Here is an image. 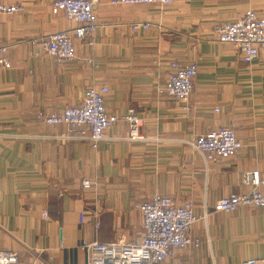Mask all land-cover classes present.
I'll use <instances>...</instances> for the list:
<instances>
[{"label": "crops", "instance_id": "0c3cea01", "mask_svg": "<svg viewBox=\"0 0 264 264\" xmlns=\"http://www.w3.org/2000/svg\"><path fill=\"white\" fill-rule=\"evenodd\" d=\"M110 1L95 4L93 45L74 40L75 59L56 64L31 40L75 25L52 13L53 0H0L23 7L0 15L11 63L0 69V252L16 253L20 264H87L83 241L138 243L142 216L134 206L161 195L193 205L191 235L201 240L163 264L264 260V208L212 211L222 197L249 191L246 173L264 178V48L246 66L235 47L215 40L213 27L247 10L264 16V0ZM136 22L150 28L133 33ZM170 61L198 65L187 109L157 91L172 73ZM102 86L107 112L133 111L143 141H131L120 120L92 149L66 139L64 125L36 119L78 106L86 89ZM234 123L239 155L205 163L191 145L195 137ZM85 180L91 189L82 188Z\"/></svg>", "mask_w": 264, "mask_h": 264}, {"label": "built area", "instance_id": "2783aa9c", "mask_svg": "<svg viewBox=\"0 0 264 264\" xmlns=\"http://www.w3.org/2000/svg\"><path fill=\"white\" fill-rule=\"evenodd\" d=\"M97 0H53V14L63 13L65 18L75 26L72 31L52 33L48 36L31 40V45L40 52L62 64L75 59L74 40L92 46L93 37L99 24L94 8ZM111 5L169 6L172 0H111ZM23 11L18 4L0 2V15H13ZM146 23H132L130 30L135 33L147 31ZM215 40L220 44L235 47L244 65L249 66L259 57L264 48V16L247 10L236 21L218 23L213 27ZM91 61L87 59V63ZM8 47L0 39V69H10ZM172 71L165 84L157 91L181 104L187 109L193 89V80L198 72L196 63L182 64L177 61L168 63ZM109 89L105 86L88 88L78 106H67L59 113H38L36 119L48 126L64 125L65 138L68 140L88 141L92 149L98 148L106 140V132L120 120L129 127L131 141H143L138 127V118L129 110L121 118L107 112L104 99ZM217 113V111H215ZM235 123L229 127H221L198 135L192 147L205 162L227 160L239 155L242 145L238 141ZM243 184L249 191L222 197L213 205V213L231 214L240 208H264V178L258 171L246 173ZM82 188L89 190L90 181H83ZM59 193V197H62ZM142 216L143 234L138 243H127L123 240L111 243L83 241L80 249L87 254V264H163L175 260L177 253L188 249H197L201 240L191 235L193 225L198 218L194 214L193 205L184 201L176 204L167 196L154 195L148 201L134 206ZM46 218V214H43ZM207 214L204 215V218ZM84 215L80 216L83 222ZM98 227V225H96ZM47 263V262H46ZM0 264H20L19 257L12 251L0 252ZM241 264H264L263 259L243 261Z\"/></svg>", "mask_w": 264, "mask_h": 264}]
</instances>
